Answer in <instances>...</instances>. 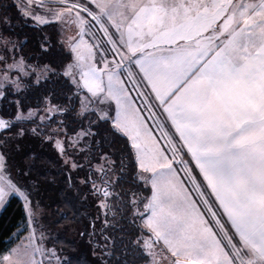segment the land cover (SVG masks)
Segmentation results:
<instances>
[{
    "label": "snow or ice",
    "instance_id": "1",
    "mask_svg": "<svg viewBox=\"0 0 264 264\" xmlns=\"http://www.w3.org/2000/svg\"><path fill=\"white\" fill-rule=\"evenodd\" d=\"M0 264H264V0H0Z\"/></svg>",
    "mask_w": 264,
    "mask_h": 264
},
{
    "label": "trees",
    "instance_id": "2",
    "mask_svg": "<svg viewBox=\"0 0 264 264\" xmlns=\"http://www.w3.org/2000/svg\"><path fill=\"white\" fill-rule=\"evenodd\" d=\"M16 213V206L13 205L9 208L7 213L0 215V223H10L11 218L15 216Z\"/></svg>",
    "mask_w": 264,
    "mask_h": 264
}]
</instances>
